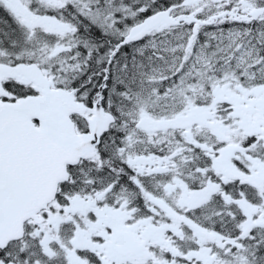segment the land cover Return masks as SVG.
<instances>
[{"label":"snow or ice","instance_id":"obj_1","mask_svg":"<svg viewBox=\"0 0 264 264\" xmlns=\"http://www.w3.org/2000/svg\"><path fill=\"white\" fill-rule=\"evenodd\" d=\"M0 264H264V0H0Z\"/></svg>","mask_w":264,"mask_h":264}]
</instances>
